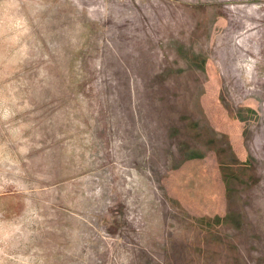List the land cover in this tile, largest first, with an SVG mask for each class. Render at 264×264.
Returning <instances> with one entry per match:
<instances>
[{
	"label": "rangeland",
	"instance_id": "rangeland-1",
	"mask_svg": "<svg viewBox=\"0 0 264 264\" xmlns=\"http://www.w3.org/2000/svg\"><path fill=\"white\" fill-rule=\"evenodd\" d=\"M0 264H264V0H0Z\"/></svg>",
	"mask_w": 264,
	"mask_h": 264
}]
</instances>
